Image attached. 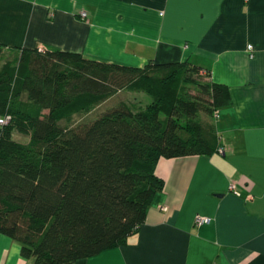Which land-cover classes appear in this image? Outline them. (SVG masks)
Wrapping results in <instances>:
<instances>
[{
	"label": "trees",
	"instance_id": "obj_1",
	"mask_svg": "<svg viewBox=\"0 0 264 264\" xmlns=\"http://www.w3.org/2000/svg\"><path fill=\"white\" fill-rule=\"evenodd\" d=\"M2 56L0 232L32 264H69L125 243L164 186L161 157L220 149L212 117L231 103L229 86L190 60L134 66L0 41ZM124 88L150 100L74 120Z\"/></svg>",
	"mask_w": 264,
	"mask_h": 264
},
{
	"label": "crops",
	"instance_id": "obj_2",
	"mask_svg": "<svg viewBox=\"0 0 264 264\" xmlns=\"http://www.w3.org/2000/svg\"><path fill=\"white\" fill-rule=\"evenodd\" d=\"M0 41L134 66L187 59L230 89L212 117L220 149L161 157L138 231L69 264H264V0H0ZM32 262L0 232V264Z\"/></svg>",
	"mask_w": 264,
	"mask_h": 264
},
{
	"label": "rangeland",
	"instance_id": "obj_3",
	"mask_svg": "<svg viewBox=\"0 0 264 264\" xmlns=\"http://www.w3.org/2000/svg\"><path fill=\"white\" fill-rule=\"evenodd\" d=\"M17 52L15 50L10 52L7 49L4 51V55L6 57H12V56L16 55ZM3 56L0 57V63L2 61ZM149 100H150L149 95L143 91H136V90H132L130 88L118 89L116 92H114L110 96L106 97V99L101 104H99L97 106V108L94 109L93 111H91L89 113H84V114H76L74 117V120L77 121L79 119H82L83 117L95 116L102 109L106 108L107 106L116 104L120 101H126V102H130V103H134V104L144 105ZM13 137L19 141H22V142H27L29 139L28 135L21 133L17 130L14 131Z\"/></svg>",
	"mask_w": 264,
	"mask_h": 264
},
{
	"label": "built area",
	"instance_id": "obj_4",
	"mask_svg": "<svg viewBox=\"0 0 264 264\" xmlns=\"http://www.w3.org/2000/svg\"><path fill=\"white\" fill-rule=\"evenodd\" d=\"M81 16L83 17V18H86L87 17V12H86V10H82L81 11ZM40 49H44V48H42V47H40ZM217 114V113H216ZM9 119V117H7V118H0V121L1 122H6L7 120ZM230 187L232 188V189H234V191H236L237 192V190L235 189V184H231L230 185ZM211 220V217L210 216H205V215H201V214H197L196 215V217H195V221H196V223L197 224H203V223H206V222H209Z\"/></svg>",
	"mask_w": 264,
	"mask_h": 264
}]
</instances>
